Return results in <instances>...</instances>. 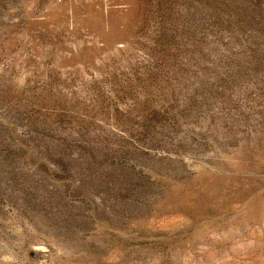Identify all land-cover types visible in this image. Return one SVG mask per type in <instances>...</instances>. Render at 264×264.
Returning <instances> with one entry per match:
<instances>
[{
  "label": "rangeland",
  "instance_id": "obj_1",
  "mask_svg": "<svg viewBox=\"0 0 264 264\" xmlns=\"http://www.w3.org/2000/svg\"><path fill=\"white\" fill-rule=\"evenodd\" d=\"M0 264H264V0H0Z\"/></svg>",
  "mask_w": 264,
  "mask_h": 264
}]
</instances>
